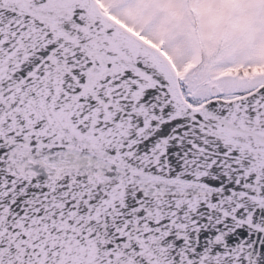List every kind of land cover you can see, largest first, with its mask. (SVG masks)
<instances>
[{
  "label": "snow or ice",
  "instance_id": "6c2138e0",
  "mask_svg": "<svg viewBox=\"0 0 264 264\" xmlns=\"http://www.w3.org/2000/svg\"><path fill=\"white\" fill-rule=\"evenodd\" d=\"M0 264H264V0H0Z\"/></svg>",
  "mask_w": 264,
  "mask_h": 264
}]
</instances>
